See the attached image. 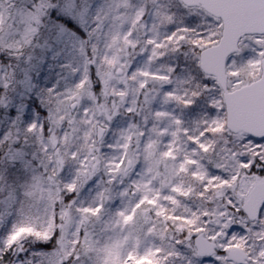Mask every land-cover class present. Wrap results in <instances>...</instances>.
<instances>
[{
	"label": "snow or ice",
	"instance_id": "snow-or-ice-1",
	"mask_svg": "<svg viewBox=\"0 0 264 264\" xmlns=\"http://www.w3.org/2000/svg\"><path fill=\"white\" fill-rule=\"evenodd\" d=\"M0 264H264V0H0Z\"/></svg>",
	"mask_w": 264,
	"mask_h": 264
}]
</instances>
